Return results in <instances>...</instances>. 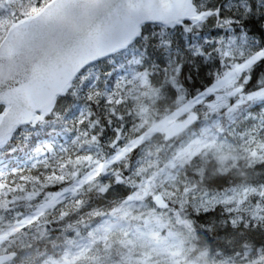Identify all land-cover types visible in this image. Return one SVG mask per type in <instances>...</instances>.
Returning <instances> with one entry per match:
<instances>
[{"label":"snow or ice","instance_id":"snow-or-ice-1","mask_svg":"<svg viewBox=\"0 0 264 264\" xmlns=\"http://www.w3.org/2000/svg\"><path fill=\"white\" fill-rule=\"evenodd\" d=\"M0 264H264V0H0Z\"/></svg>","mask_w":264,"mask_h":264},{"label":"trees","instance_id":"trees-1","mask_svg":"<svg viewBox=\"0 0 264 264\" xmlns=\"http://www.w3.org/2000/svg\"><path fill=\"white\" fill-rule=\"evenodd\" d=\"M32 152L29 149H18L15 152L9 153L6 156L0 157V160L5 161L9 167L25 168L31 163ZM0 171L7 172L6 168H0Z\"/></svg>","mask_w":264,"mask_h":264}]
</instances>
